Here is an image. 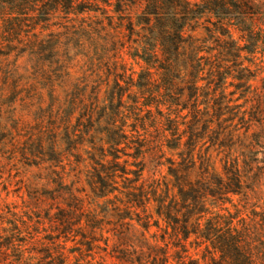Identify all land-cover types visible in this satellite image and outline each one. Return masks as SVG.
Returning <instances> with one entry per match:
<instances>
[{"label":"trees","instance_id":"1","mask_svg":"<svg viewBox=\"0 0 264 264\" xmlns=\"http://www.w3.org/2000/svg\"><path fill=\"white\" fill-rule=\"evenodd\" d=\"M262 7L0 0V187L6 174L20 177L30 166L43 173L33 174L37 195L23 211L0 191V264H102L98 256L121 264H264V204L251 163L257 144L238 152L231 130L220 131L230 121L222 86L257 68L236 73L229 52L207 60L197 34L206 24L219 36L241 30L253 52L264 49V23L255 18ZM24 57L30 71L20 67ZM35 104L48 109L42 128H28L21 113ZM155 132L177 158H154ZM210 146L224 148L222 165Z\"/></svg>","mask_w":264,"mask_h":264},{"label":"rangeland","instance_id":"2","mask_svg":"<svg viewBox=\"0 0 264 264\" xmlns=\"http://www.w3.org/2000/svg\"><path fill=\"white\" fill-rule=\"evenodd\" d=\"M255 2L263 6L261 9L262 12L255 14V18H259V22L264 23V0H255ZM205 26L208 27V30L202 28L197 32L199 37L205 41V43H203L202 56H205L207 60H209V58L218 51L223 53L229 52L231 54L227 56L226 60H231L230 64L234 66L236 73L240 71L248 73L246 69L255 71L254 69L257 68V73H254L255 75L249 77L247 80L240 83L232 77H229L227 79L228 82L232 81L233 83L230 86H222L224 97L223 106L225 107L223 110L224 117L230 119V121L224 124L222 128L220 127V131H222V134H228L229 132L225 129L231 130L230 133L233 134L234 142L236 143L235 150L238 152L243 151L245 145L257 144L256 148L258 149V155H256V157L258 159L255 162L253 160L251 161L252 170L255 173L257 172L258 175L254 178L255 184L253 187L256 194L262 197L261 203L264 204V49H262L263 47H259L257 51L253 52L252 50L255 48V45L251 43L252 41L249 40L247 33L244 34L241 30H237L235 34L219 36V34H213L210 24H206ZM217 39H219V42L216 41ZM192 49L196 48H191V50ZM258 58L260 59L258 60ZM128 62L132 61L128 59ZM256 63H258L257 66ZM19 64L22 71H30L33 65L27 57L21 58ZM207 68L208 66L206 65V70ZM209 81L208 78L202 81L206 91L212 89L208 86ZM117 106L118 102L115 101L114 107L116 108ZM57 108L58 106L54 108V112ZM191 108V104H188V108L184 109V113L188 115L191 112ZM47 110L46 107H37L35 104L29 108L21 109V113L25 116L28 128H42L46 126L44 116H48L47 113L45 114ZM121 110L123 109L121 108ZM2 122L7 127L11 125L10 120L2 119ZM151 136L155 145L154 148L150 150L155 152L154 158L156 160L166 162L167 158L170 156L177 158L178 151H172L168 147L163 146L159 141V133H152ZM206 141H209V139H206ZM257 142H260V144ZM207 145H204V148L207 147ZM209 148L215 164L222 165L224 156L221 152L224 148L219 146H210ZM239 158V162L242 163L243 158ZM159 170L160 172H157L158 175L160 173L165 174L168 170L167 164L162 165ZM28 171L32 173H24V175L20 177L14 175L13 177L11 174H6L1 179V197L9 203L11 208H18V210L23 211L25 205L29 204L28 201L31 200L32 196L35 194L37 195V189H35V185L32 184V181L34 183L33 174L41 176L43 173L39 168L34 166H30ZM153 171L152 167H150L146 172L147 176L150 177L153 175ZM135 228L137 234H140V228L138 226ZM154 231H156L155 228L151 230V232ZM108 234L109 233H107V235ZM97 259L102 264H121L117 258L112 256H107L105 258L98 256Z\"/></svg>","mask_w":264,"mask_h":264}]
</instances>
